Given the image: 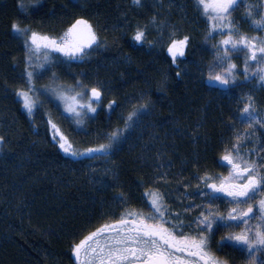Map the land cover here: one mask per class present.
Returning a JSON list of instances; mask_svg holds the SVG:
<instances>
[{
	"label": "trees",
	"instance_id": "trees-1",
	"mask_svg": "<svg viewBox=\"0 0 264 264\" xmlns=\"http://www.w3.org/2000/svg\"><path fill=\"white\" fill-rule=\"evenodd\" d=\"M77 20L97 38L79 60L30 52L12 30L16 23L59 40ZM208 22L198 0H23V10L21 0H0V264H77L74 246L98 228L126 211L153 214L145 193H159L165 218L174 224L179 214L189 235L200 231L207 202L214 199L218 215L231 210V199L213 197L204 178L229 175L221 158L242 131L243 98L263 108L264 95L254 90L255 66L241 75L242 55L231 58L241 61L238 87L208 83L211 60L201 45ZM137 29L143 44L132 39ZM246 32L240 34L251 37ZM184 37V56L173 63L167 49ZM29 72L31 115L17 95L29 90ZM48 85L68 96L98 87L102 104L95 113L82 110L77 124L43 93ZM140 109L125 130L129 114ZM49 121L78 152L107 145L117 128L123 134L106 153L73 158L52 139ZM221 226L205 233L212 252Z\"/></svg>",
	"mask_w": 264,
	"mask_h": 264
},
{
	"label": "snow or ice",
	"instance_id": "snow-or-ice-1",
	"mask_svg": "<svg viewBox=\"0 0 264 264\" xmlns=\"http://www.w3.org/2000/svg\"><path fill=\"white\" fill-rule=\"evenodd\" d=\"M139 5L140 0H133ZM244 0H198L202 6L203 13L209 20L219 21V25L213 24L209 37L215 38L213 33L222 38L216 45L217 63L216 68H221L220 73L211 72L209 74L210 82H218L220 85L227 86L230 82H235L236 64L231 62V54L243 52L246 55L244 64V73L247 77L248 69L255 66L259 79L264 82V39L256 36H246L239 34L234 30L230 17L232 12L241 7ZM23 10V0H21ZM254 30L264 32V15L258 18L252 17L251 11L248 13ZM13 32L17 33L25 40V46L30 52L37 49H51L55 52H61L70 59L77 58L78 54H83L84 49L91 48L96 43V35L92 31L91 25L84 20H77L71 28L59 40L44 36L24 28L14 23ZM233 36L236 39H233ZM132 39L137 43H144V31L137 29ZM188 37L182 40H172L167 51L172 57V62L176 63L177 56H184V48L187 46ZM99 46V45H97ZM255 61L253 65L250 62ZM29 79V90H21L17 93L23 103L25 111L31 115L35 108V100L30 94L32 73H27ZM83 89L84 85L80 84ZM102 92L98 87H92L85 91H76L70 97L72 104L68 106V111L74 113L77 117L76 123L80 124L81 111L87 109L88 112L95 113L102 104ZM115 104L112 101L107 105L111 110ZM138 111L134 110L127 117V126L133 121ZM242 120L249 125L260 123L264 125V120L255 116V109L251 102L243 107ZM51 124V121H49ZM52 139L58 144L59 148L66 154L73 157L93 156L95 153H106L110 151L112 144L117 142L123 134V130L117 128L107 137V145H99L95 148H89L86 151L78 152L72 148L71 142L55 125L51 124ZM240 138L237 137V140ZM0 144H3V137H0ZM237 156L233 157V152ZM231 166L227 177H217L215 181L211 177L204 178L206 188L211 189L213 197L217 194L231 199L233 207L226 216L218 215L212 210L207 213H201L197 220V227L200 231L195 235H189L183 228V221L176 214V223L172 224L170 219L165 218L166 206L163 203V197L159 193H145L151 202L153 214L145 217L142 212L126 211L117 224H105L95 232L86 236L79 244L73 248V253L79 264H185L186 257H194L195 261L188 264H221V262L211 254L207 246V236L205 233H211L213 224L218 222L225 226L244 227L245 232L238 235L227 237L229 241H235L242 246L241 250L250 253V260H254L256 252L264 249V175H261L260 168L264 167V160L257 165L255 162L249 163L238 156V146L234 145L232 150H226V154L221 158ZM256 201V210L254 212L253 202ZM214 202V199H213ZM245 205V208H241ZM253 219H259L260 223L255 226V231L248 228V224ZM229 222H236L235 224ZM165 224H171V229L163 227ZM189 228L191 225L188 226ZM251 232V236L249 235ZM181 255H177V254Z\"/></svg>",
	"mask_w": 264,
	"mask_h": 264
},
{
	"label": "rangeland",
	"instance_id": "rangeland-1",
	"mask_svg": "<svg viewBox=\"0 0 264 264\" xmlns=\"http://www.w3.org/2000/svg\"><path fill=\"white\" fill-rule=\"evenodd\" d=\"M247 3V2H246ZM245 3V4H246ZM249 11H251L252 13V17L258 18L259 15H264V0H249V3L247 4V9L243 11H240V9L238 8L237 10L232 12V15L230 17V20L232 22V27L234 30H238V33H242L244 30L247 31L246 33H249L251 36H256L259 38L264 39V32H261L259 30H254V25L251 23V18L249 17L248 13ZM249 23V25H247V27H245L243 25V23ZM219 21H212L209 20L207 28L205 30L201 45L203 48L208 50V54L210 55V64H209V74L211 72H216V73H220L222 71L221 68H216L215 65L217 63V56L215 55L216 53V45L219 44L220 40L222 38H227L226 36H220L217 33H213V36L215 37L214 39L209 37V31L212 27L213 24H216L217 26L219 25ZM233 39H236L235 36H233ZM138 44H143V43H138ZM94 45V44H93ZM92 45V46H93ZM187 47V46H186ZM186 47L184 48V53L186 50ZM86 49L89 48H85L84 51ZM37 53H44V52H49V53H55V54H59L65 58L70 59L69 57L65 56L63 53L61 52H55L52 51L50 48L49 49H44V48H40L36 50ZM82 54H78L77 58H75L76 60H79V58L81 57ZM238 56V55H242L243 60L246 59V55L243 52H238V53H234L231 54V58H233L232 56ZM182 57L177 56L176 60L181 59ZM232 63L236 64L237 68L235 70V82L234 83H229L227 86H223L220 85L218 82H210L209 78H208V83L214 87L220 88L223 91H230L233 90V88L238 87V84L240 83L239 79H240V71L238 69V65L240 63H236V62H241V61H232ZM255 62V61H252ZM256 63H254L255 65ZM254 67V66H253ZM252 69V67H250L248 69V71H250ZM254 72L257 71V68L254 67ZM30 73V72H29ZM208 74V76H209ZM245 74L244 72L241 73V75ZM251 77V76H250ZM33 78V77H32ZM251 79H255V88L254 90L257 93H261L264 95V82H262L259 79V74L257 75H252ZM52 85H48L45 87H42V91L43 93L52 96L53 99H55L59 106L63 109V111L68 114V115H73L74 113L68 111V106L70 104H72V101L70 99L65 100L64 97H70L68 96L65 91H62L61 89H56L53 87H50ZM50 87V88H49ZM255 94V93H254ZM254 96V95H252ZM244 101L243 102V107L248 104L249 102H251L252 107L255 109V116L260 119V120H264V107L260 108L258 104H256V101H252V97H244L243 98ZM86 110V109H83ZM81 113L82 110H80ZM245 114L243 113V109H242V116H244ZM240 123L243 125L242 126V131L240 133H238V137L240 138L239 140H237V137H234L236 139V145L238 146V156L243 158V160L248 161L249 163L255 162L257 165L260 164L261 160H264V125H261L260 123H252L251 125H249L247 122L243 121L241 118ZM52 132V129H51ZM64 152V151H63ZM65 155H70V154H66L64 152ZM72 156V155H71ZM237 156V152L236 155L233 154V157L235 158ZM73 157V156H72ZM74 158V157H73ZM260 173L261 175H264V167H261L260 169ZM260 198H264V197H258L257 199ZM256 201L253 202V209L254 212L256 210ZM218 205H216V202H212L209 201L206 203L205 205V212L207 213L208 210H212L213 212L215 211V209H217ZM245 205H241V208H245ZM259 221V219H257ZM118 223V222H117ZM117 223H113V224H117ZM258 225V223H255V226ZM255 226L252 228L253 231H255ZM75 257V255H74ZM75 260L77 262V264H79V261L76 259Z\"/></svg>",
	"mask_w": 264,
	"mask_h": 264
},
{
	"label": "flooded vegetation",
	"instance_id": "flooded-vegetation-1",
	"mask_svg": "<svg viewBox=\"0 0 264 264\" xmlns=\"http://www.w3.org/2000/svg\"><path fill=\"white\" fill-rule=\"evenodd\" d=\"M228 213L224 212L223 216H226ZM260 223L257 219H253L249 222L248 228H253L255 226V223ZM232 224H235L236 222H229ZM245 232L244 227H227L224 224L221 226V239L216 243L218 245V249L215 252L211 251V254L216 257L221 264H264V249L256 252L254 260H250L249 256L250 253L246 251H242L240 245L236 244L235 241H229L227 237L231 235H238ZM251 232H249V235L251 236ZM181 255V254H177ZM195 261L194 257H186L185 258V264H188V262Z\"/></svg>",
	"mask_w": 264,
	"mask_h": 264
}]
</instances>
